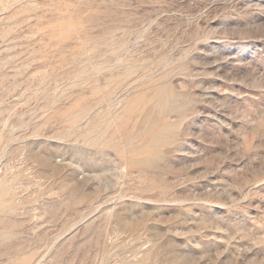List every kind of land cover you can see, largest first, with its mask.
<instances>
[{
	"label": "rangeland",
	"instance_id": "rangeland-1",
	"mask_svg": "<svg viewBox=\"0 0 264 264\" xmlns=\"http://www.w3.org/2000/svg\"><path fill=\"white\" fill-rule=\"evenodd\" d=\"M0 264H264V0H0Z\"/></svg>",
	"mask_w": 264,
	"mask_h": 264
},
{
	"label": "bare ground",
	"instance_id": "bare-ground-1",
	"mask_svg": "<svg viewBox=\"0 0 264 264\" xmlns=\"http://www.w3.org/2000/svg\"><path fill=\"white\" fill-rule=\"evenodd\" d=\"M156 113V112H155Z\"/></svg>",
	"mask_w": 264,
	"mask_h": 264
}]
</instances>
